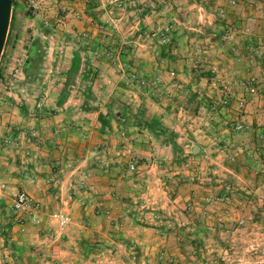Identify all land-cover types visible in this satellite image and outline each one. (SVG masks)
<instances>
[{
    "label": "rangeland",
    "instance_id": "374dc122",
    "mask_svg": "<svg viewBox=\"0 0 264 264\" xmlns=\"http://www.w3.org/2000/svg\"><path fill=\"white\" fill-rule=\"evenodd\" d=\"M226 31L232 35L230 43L221 39ZM162 34L166 44L160 43ZM244 43L248 45L242 47ZM36 73L40 75L41 86L59 89L62 98L75 97L72 95L75 88L86 89L95 80L92 99L106 102V107L111 108L106 109L108 121L115 118L127 124L136 120L138 110L145 107L148 111L144 119L150 122L201 118L210 123L207 136L212 141L218 144L221 136L229 137L235 145L236 157L242 156L243 163L237 167L243 166L246 180L236 178V184H231L233 194L223 189L221 196L205 199V204L206 200L211 203L209 208L208 204L205 206L211 215L217 210V203L226 205L229 200L239 208L245 203L241 208L244 218L237 222H227L232 217L226 213L228 220L204 219L198 199H194L195 206H187V211L177 208L169 213L162 210L155 213L147 207L138 209L149 215L147 218L139 215L141 219L131 210L133 216L127 214L123 225H112L113 221L103 216L99 206L90 207L91 217L104 219L108 226H113L109 227L108 235L120 234L113 248L108 242H96L107 248L111 260H125L114 256L115 252L120 253L119 245L125 246L127 242L121 237L123 231L143 227L159 233L162 239L174 235L173 253L159 250L153 258L147 257L139 264H216L222 258L226 264H264V0H237L234 6L229 0H13L0 57V264H57L54 249H58L72 226L61 232L59 240L53 239L56 229L50 215L66 212L71 216L72 211L70 205L62 202L52 205V201L62 196L74 197L76 179L67 173L71 170L68 159L47 160L42 164L44 159L35 158L43 144L52 152L58 141L50 142L55 130L39 125L36 122L39 112L26 106V88L33 79L37 85L39 78L33 75ZM80 74L84 75L82 79ZM243 81L255 87V94L247 97L242 113L226 114L219 102L221 85L238 87ZM124 105L131 108L129 112H124ZM46 109L43 114L48 120L56 112L50 107ZM30 112L35 117L33 121L28 120ZM236 120L243 126L240 131L230 127ZM65 126L66 137L79 134L67 132L71 128L69 123ZM122 130L112 135L122 137L121 152L130 161L145 163L150 170L152 158L140 162L131 157L128 148L134 133ZM155 131L156 125L152 124V132L158 133ZM153 137L149 141H157ZM124 146L127 148L122 149ZM62 162L67 167L64 173L59 170ZM164 162L159 159L158 165L154 164V171L163 172L157 178L158 185L151 188L160 189L163 181L161 199L170 200L175 207L182 206L186 193L181 185L169 184L172 181L164 174ZM139 171L130 177L134 175L137 179L142 174ZM182 175L181 172L179 177ZM112 177L116 179V175ZM14 192H25L41 203L43 217L38 227L43 228L35 227L38 229L35 231L29 226L23 232L19 229L9 207ZM152 197L148 193V199ZM43 198L49 202L45 203ZM108 198L127 204L130 201L128 205L137 208L138 201L151 204L141 197L134 203L132 198L121 194H109ZM87 210L82 213L85 220L90 219L86 217ZM102 225L103 222L99 227ZM225 228L240 230L243 239L236 244L229 242L226 250L230 253L220 256V245L225 242L219 233ZM26 237L43 243L38 245ZM129 260L130 264L135 262V258Z\"/></svg>",
    "mask_w": 264,
    "mask_h": 264
},
{
    "label": "crops",
    "instance_id": "0c3cea01",
    "mask_svg": "<svg viewBox=\"0 0 264 264\" xmlns=\"http://www.w3.org/2000/svg\"><path fill=\"white\" fill-rule=\"evenodd\" d=\"M247 16L249 15L247 14ZM247 45V43H244L242 47ZM30 62L34 61L31 60ZM33 75L35 79L36 76L40 77L38 73ZM79 77L82 79L84 75L82 77V74H80ZM91 81H93V77ZM36 83L37 85H35V80L33 79L29 83L30 87L26 88V106L39 112L40 118L36 121L39 122V125L43 127L51 126L55 130L56 135H54V138L50 142L52 140L58 141L53 142L57 145L54 146L52 152L45 148V144H43V147L39 148L35 158L44 159L45 162L42 164H46L47 160L59 158L64 161L68 159L71 170L67 171V173L75 176L76 179L74 197L67 198L62 196L59 200L52 201V205L59 202L67 206L70 205L72 211L71 217L73 219L72 226L68 228L60 246L58 249H54L56 259L58 260L57 264H130V257L135 258V262H131V264H139L147 257V260L151 257L153 258V255L159 252V250L167 254L173 253L172 240L174 239V235L170 234L165 239H162L159 233H155L151 229L135 227L133 232L126 231L125 233L123 231L124 234L122 233L121 237L127 240V242L125 246L119 245L120 253L118 251L114 255L117 258L121 256L125 260L120 259L121 262H116L117 259L114 260V258L111 260L108 256L107 248L96 242H108L113 248V244H117L116 239L120 234L108 235L109 230H111L109 229L110 226H108L109 223H105L104 219L100 221L96 216L91 217L90 207L99 206V210L103 211V216L105 215L106 218L113 221L110 222L112 225H123V221L127 219L126 215H132L131 210L134 211L135 217L139 218V215H143L147 218L149 216L148 212H141L138 209L142 210L147 207L156 211L155 213H158L160 210L163 213H169L175 209L178 210L177 208H184L186 210L188 205H191V207L195 206L194 199L201 201L199 207L202 213L207 211L208 214L204 218L206 220H228V216H224L225 213L231 214L232 217V220L227 222H237L238 219L244 218L241 208L245 207V203L241 208L237 207L236 202L229 200L226 202V205L217 203V210L214 209L212 215L208 211L209 209L206 210L210 205L205 208L206 198L221 196L223 189H229L230 194H233L234 188L231 184H236V178L244 177V180H246L243 166L239 165L237 167L238 164L243 163L241 162L242 156L236 157L237 153L233 149L235 145L232 144V139L221 136L218 144L215 143V140L212 141L207 136L210 123L201 118L191 121H185L184 118H172L171 121L159 119L158 121L150 122L144 119V114L146 113L147 115L148 111L146 107L145 109L141 108L140 111L138 110V113L135 115L136 120L127 121V124H122L125 121L119 122L115 118L108 121L106 112L107 110L110 111L111 108L109 106L106 107V102H96L92 99L95 92V80L94 83L90 82L86 89L75 88L72 93L75 96L73 98H62L59 96V89L57 90L51 86H41L43 83H41L40 78L36 79ZM79 89L81 92H79ZM47 107L56 112L48 120L45 119V114H43L46 113ZM173 108L177 109L178 107L173 106ZM130 109L127 105L123 106L124 112H129ZM31 116L30 112L28 120L31 118L33 121L35 117ZM67 123L70 124L68 128L71 127L67 132L76 131L79 134L69 138L66 137V133L63 132ZM152 124L156 125L155 132L158 133L152 132ZM122 128L127 129L128 133H134V137H132L133 142L131 141V146L128 148L130 156L140 159V162L144 160L150 161V158L154 161L150 166V170L147 169L148 166L145 163H138L136 174L139 170V173L142 174H139L141 176L137 179H134V175L133 178L130 175H125L130 160L123 151L121 152L122 137L120 135L118 137L112 136L113 132L122 130ZM151 136H154L153 138L157 141H149V137ZM156 142L160 144L157 145ZM151 146L156 148H151ZM123 148L127 147L124 146ZM240 150L239 148L238 151ZM53 152L54 154H51ZM157 159L165 161L164 174L172 181L169 184L181 185L182 189H180L186 193L185 203H182V206L178 205L179 207H175L170 200H162L163 181L160 189L155 190L153 187L151 188L152 185H158L160 180L157 178L159 174L161 177V173L163 172L162 169L160 172L152 169L154 164L158 165ZM236 161L239 163H234ZM180 165H182L181 168L179 167ZM60 166V173H64L67 167L63 162ZM180 171L183 173L181 177H179ZM151 173L154 176L150 175ZM115 175L116 179L112 177ZM121 178L124 180H121ZM82 181L83 187L81 186ZM170 190L171 192L173 191L172 188ZM148 193L152 194L153 197L151 199H148ZM109 194H121L124 197H130L134 203H136V199L141 197L144 200H149L151 204L143 205V201H138L139 207L137 208V205H128L131 204L130 201H128V204L120 203L118 200L112 201L108 198ZM42 201H45V203L49 202L45 198ZM211 207L210 210L212 211ZM85 208L88 209L86 217L90 216V219L86 218L87 220L82 216L83 209ZM215 211L216 214H214ZM107 214L108 216H106ZM102 222L103 225L99 227ZM37 228L30 226L29 229L36 231L38 230ZM110 228H113V226ZM206 229L204 227V232L208 234V230ZM219 234H222L220 238L225 242L224 245H220V256L221 254L227 255V252L230 253V251L226 250L227 247H230L229 242L232 241L236 244L237 241L243 239L240 235V230L233 231L225 228ZM26 238L28 239V237ZM28 240H35L38 245L43 243L37 238ZM99 246H101V249H98ZM174 254L178 255L175 251ZM222 260L217 261L216 264H226V259L222 258Z\"/></svg>",
    "mask_w": 264,
    "mask_h": 264
},
{
    "label": "built area",
    "instance_id": "2783aa9c",
    "mask_svg": "<svg viewBox=\"0 0 264 264\" xmlns=\"http://www.w3.org/2000/svg\"><path fill=\"white\" fill-rule=\"evenodd\" d=\"M229 3L230 5L234 6L236 5L237 0H229ZM250 20L252 21V19ZM221 39L225 43H230L232 41V35L230 32L226 31ZM160 43H167V40L164 38L163 34L161 35ZM239 60L240 59L238 58L237 61ZM255 90V87H253V85L247 81L241 82L238 87H235L234 84L230 85L229 83L222 84L221 89L219 90V102L222 111L226 112V114L233 113L235 115L242 113L247 105V97L254 95L256 92ZM230 127L234 128L235 131H240L243 128L242 124L237 120L230 123ZM3 143L8 144V141L4 140ZM137 169L138 163L134 160H131L128 164L126 175L135 173ZM81 186L83 187V181L81 182ZM1 188H4V186ZM10 200V210L14 215L16 225L22 232L25 231L29 226L38 227L42 224L43 208L38 200L25 192L11 193ZM206 204L210 205L211 203L209 200H206ZM207 214V211L202 213L204 217H206ZM154 218L157 219L158 216L154 215ZM49 219L56 229L52 236L55 241L61 238V232L73 222L70 214L65 212L53 213L50 215Z\"/></svg>",
    "mask_w": 264,
    "mask_h": 264
},
{
    "label": "water",
    "instance_id": "95a60500",
    "mask_svg": "<svg viewBox=\"0 0 264 264\" xmlns=\"http://www.w3.org/2000/svg\"><path fill=\"white\" fill-rule=\"evenodd\" d=\"M12 9V0H0V57L6 41Z\"/></svg>",
    "mask_w": 264,
    "mask_h": 264
},
{
    "label": "trees",
    "instance_id": "16d2710c",
    "mask_svg": "<svg viewBox=\"0 0 264 264\" xmlns=\"http://www.w3.org/2000/svg\"><path fill=\"white\" fill-rule=\"evenodd\" d=\"M12 3H13V0H12ZM101 118V117H100Z\"/></svg>",
    "mask_w": 264,
    "mask_h": 264
}]
</instances>
